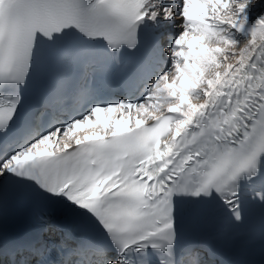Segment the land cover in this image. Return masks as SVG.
<instances>
[{
    "label": "bare ground",
    "instance_id": "obj_1",
    "mask_svg": "<svg viewBox=\"0 0 264 264\" xmlns=\"http://www.w3.org/2000/svg\"><path fill=\"white\" fill-rule=\"evenodd\" d=\"M25 1L31 9L34 7L33 0ZM227 1L214 0L213 7L208 9V16H205L210 24L227 25L224 32L226 38H222L221 34L213 37L210 42L204 40L200 45L204 56L196 57L195 60L193 56L181 54L182 60L185 59L184 68L182 65L175 66L168 79L159 83L158 87L163 96L171 100L168 104L137 109L131 113V118L119 111L108 114L98 127H89L83 132H68L60 136L55 149H64L89 137L116 133L130 124L142 123L146 118L155 117L171 109H175L183 116L173 125L178 130L185 128L197 118L208 101L214 98V94L243 71L256 47L263 40L264 0H241L238 4ZM11 29H18V38L27 44H34L38 36L52 43L56 36L50 35L47 30L56 29L53 24L20 14H16ZM87 29L91 34L95 33L91 27ZM236 36L239 38L237 41L234 39ZM181 38L185 40L187 48L191 49L190 39L193 35L183 31ZM190 61L193 62L192 66ZM190 90L195 92L194 96L188 94Z\"/></svg>",
    "mask_w": 264,
    "mask_h": 264
},
{
    "label": "rangeland",
    "instance_id": "obj_2",
    "mask_svg": "<svg viewBox=\"0 0 264 264\" xmlns=\"http://www.w3.org/2000/svg\"><path fill=\"white\" fill-rule=\"evenodd\" d=\"M236 4H238V3H236ZM229 13H230V12L228 11L227 14H229Z\"/></svg>",
    "mask_w": 264,
    "mask_h": 264
}]
</instances>
